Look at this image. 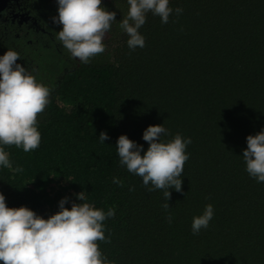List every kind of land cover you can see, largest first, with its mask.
Wrapping results in <instances>:
<instances>
[{
  "label": "trees",
  "instance_id": "obj_1",
  "mask_svg": "<svg viewBox=\"0 0 264 264\" xmlns=\"http://www.w3.org/2000/svg\"><path fill=\"white\" fill-rule=\"evenodd\" d=\"M102 6L116 20L105 52L89 63L63 45L26 51L36 64L30 73L52 91L38 116L40 146H3L13 169L23 168L0 166L6 205L48 218L62 198L66 208L80 203L83 191L81 203L114 208L103 222L110 242L98 241L111 264H264V182L249 176L242 156L247 136L264 129V0H169L182 14L164 24L148 13L139 29L145 46L135 50L119 27L127 0ZM158 124L168 130L162 141L191 139L183 191L169 189L168 210L164 190L148 191L116 149L124 134L143 155V132ZM207 204L213 218L193 234Z\"/></svg>",
  "mask_w": 264,
  "mask_h": 264
},
{
  "label": "clouds",
  "instance_id": "obj_2",
  "mask_svg": "<svg viewBox=\"0 0 264 264\" xmlns=\"http://www.w3.org/2000/svg\"><path fill=\"white\" fill-rule=\"evenodd\" d=\"M127 14L119 27L127 34V46L135 50L145 46V39L139 29L146 23V16L152 13L167 24L175 12L169 0H127ZM58 16L53 23L62 25L57 39L73 58L89 63L91 58L105 52V35L110 30L116 13L102 6V0H57ZM20 55L8 49L0 56V166L22 172V167L13 169L9 154L3 146H16L24 152H31L40 146L41 134L37 128L38 116L49 103L51 88L37 82L34 75L17 63ZM168 130L162 124L149 125L143 132L148 147L141 155L142 146L121 134L116 142L121 165L142 178L148 191L164 190L168 210L171 198L170 188L182 192L181 176L189 159L186 146L190 138L176 134L168 141L161 137ZM99 139L109 137L101 132ZM247 148L243 150L246 171L258 182H264V129L246 138ZM113 183L123 187L124 182L113 177ZM129 188V191H133ZM80 203L65 207L67 198L59 201V211L48 218L37 215L25 207H8L0 193V262L2 264H111L100 250L98 241L110 242L105 237L104 221L114 217L115 209L107 212L83 202V191L76 194ZM185 195V193H184ZM214 208L207 204L203 213L194 216L191 229L198 234L207 228L213 218ZM171 222V214L167 217Z\"/></svg>",
  "mask_w": 264,
  "mask_h": 264
},
{
  "label": "flooded vegetation",
  "instance_id": "obj_3",
  "mask_svg": "<svg viewBox=\"0 0 264 264\" xmlns=\"http://www.w3.org/2000/svg\"><path fill=\"white\" fill-rule=\"evenodd\" d=\"M57 16V0H0V56L12 49L21 57L17 63L28 72L35 70L26 51L62 45L55 33L60 24L52 22Z\"/></svg>",
  "mask_w": 264,
  "mask_h": 264
}]
</instances>
